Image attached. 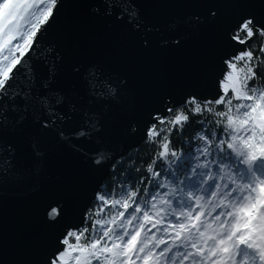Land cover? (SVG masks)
<instances>
[{"label":"snow or ice","instance_id":"obj_1","mask_svg":"<svg viewBox=\"0 0 264 264\" xmlns=\"http://www.w3.org/2000/svg\"><path fill=\"white\" fill-rule=\"evenodd\" d=\"M69 4L83 21L68 37L103 36L110 54L42 43ZM176 4L197 7L162 19ZM209 27L211 73L179 96L138 99L114 66L130 46L179 48L181 28ZM136 136V156L109 146ZM50 143L111 182L78 216L64 197L46 202L53 231L33 264H264V0H0V194L43 171Z\"/></svg>","mask_w":264,"mask_h":264},{"label":"water","instance_id":"obj_2","mask_svg":"<svg viewBox=\"0 0 264 264\" xmlns=\"http://www.w3.org/2000/svg\"><path fill=\"white\" fill-rule=\"evenodd\" d=\"M79 7L67 5L42 43L70 54L78 50L110 54L112 41L103 36L92 41L75 30L68 37L67 26L75 29L83 21ZM196 7L176 4L160 6V10L163 19L166 13H182ZM180 31L185 39L179 48L154 47L150 51L136 52L130 46L118 53L114 66L128 77L129 89L138 99L164 91H175L179 96L185 86L197 83L211 73L218 51L217 30L209 27L199 31L181 28ZM197 90L206 91L203 87ZM81 144L85 152L94 148L91 143ZM140 144L141 139L136 136L119 138L109 146L118 152H129ZM106 177L107 169L97 170L81 153L66 145L50 143L39 175L24 179L6 178L7 183L0 194V264H33L53 231L43 218L46 202L64 197L78 216L93 189Z\"/></svg>","mask_w":264,"mask_h":264},{"label":"trees","instance_id":"obj_3","mask_svg":"<svg viewBox=\"0 0 264 264\" xmlns=\"http://www.w3.org/2000/svg\"><path fill=\"white\" fill-rule=\"evenodd\" d=\"M142 148H144L143 143L140 144L137 148H134V149L130 150L128 153H131L132 156H136V154H137V150H138V149H142ZM140 155H141V156H146L147 154L144 153L143 151H141V152H140ZM110 182H111V181H110V178L107 176V177L105 178V180L103 181V184L107 186V185L110 184Z\"/></svg>","mask_w":264,"mask_h":264}]
</instances>
